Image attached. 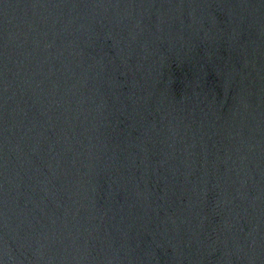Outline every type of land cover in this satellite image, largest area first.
Listing matches in <instances>:
<instances>
[{
  "label": "water",
  "instance_id": "95a60500",
  "mask_svg": "<svg viewBox=\"0 0 264 264\" xmlns=\"http://www.w3.org/2000/svg\"><path fill=\"white\" fill-rule=\"evenodd\" d=\"M0 264H264V0H0Z\"/></svg>",
  "mask_w": 264,
  "mask_h": 264
}]
</instances>
